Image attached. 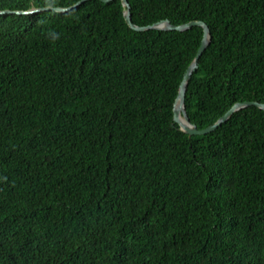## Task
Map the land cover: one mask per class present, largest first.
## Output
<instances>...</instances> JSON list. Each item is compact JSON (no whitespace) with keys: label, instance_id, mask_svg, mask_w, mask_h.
<instances>
[{"label":"trees","instance_id":"trees-1","mask_svg":"<svg viewBox=\"0 0 264 264\" xmlns=\"http://www.w3.org/2000/svg\"><path fill=\"white\" fill-rule=\"evenodd\" d=\"M78 0H0V10ZM205 21L198 128L264 103V0H129ZM122 0L0 15V264H264V110L189 135L203 38Z\"/></svg>","mask_w":264,"mask_h":264},{"label":"water","instance_id":"water-1","mask_svg":"<svg viewBox=\"0 0 264 264\" xmlns=\"http://www.w3.org/2000/svg\"><path fill=\"white\" fill-rule=\"evenodd\" d=\"M89 0H78L75 3L69 5V6H53V5H46L43 7H32L27 10H0V15L7 14V13H17V14H32V13H38L43 11H50L55 10L57 12H68L75 7L80 6L81 4L85 3ZM103 2H110L112 0H101ZM123 4L126 8L125 11V19L126 22L129 24V26L138 31H146V30H177V31H186L191 29L194 26H201L203 28V38L201 40V44L197 50V53L191 62V64L188 66L187 70L184 73L183 80L179 86L178 95L174 101L173 111H174V121L179 124L180 129L184 132L188 133L189 135H202L210 133L214 130H216L220 125L227 122L232 115L240 111L246 107L250 106H257L264 110V103L260 101H243V102H237L235 103L227 112H225L215 123L205 127V128H198L195 123H193L189 117V114L187 112L186 104H185V97L186 92L188 89L189 80L192 76V74L196 71V69L199 66V60L204 54V52L207 50L210 42H211V30L209 25L202 20H192L186 23L182 24H173L169 19L161 20L157 23L146 25V26H140L133 22L132 16H131V6L129 3V0H122Z\"/></svg>","mask_w":264,"mask_h":264}]
</instances>
